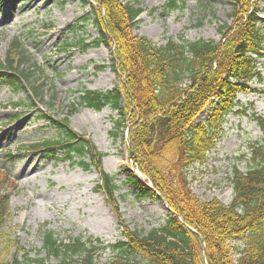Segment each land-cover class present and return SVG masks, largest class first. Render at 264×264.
I'll list each match as a JSON object with an SVG mask.
<instances>
[{
    "label": "trees",
    "instance_id": "trees-1",
    "mask_svg": "<svg viewBox=\"0 0 264 264\" xmlns=\"http://www.w3.org/2000/svg\"><path fill=\"white\" fill-rule=\"evenodd\" d=\"M226 1L233 8L232 23L218 28L219 42L168 38L164 45H156L132 34L140 8L122 0H89L91 14L83 25H90L97 37L89 42L77 37L64 44L84 50L114 46L112 66L119 85L106 92L83 91L77 105L95 112L109 107L119 115L115 129L120 135L127 132L128 160L147 179L125 169L124 182L139 199L160 201L169 209L163 225L144 234L121 226V240L109 246L116 255L109 264H135L137 258L146 264H264V146L252 148L249 169L234 171L229 205L217 199L199 201L187 182L188 170L204 165L220 141L226 117L244 112L234 111L236 96L259 92L252 84L262 79L255 61L264 57V18L255 8L256 0ZM180 3L170 0L166 10L177 9ZM27 62L22 42L14 40L0 60V85L24 94L26 109H32L30 99L41 100L43 95L42 86L31 83L34 68ZM206 108V119L195 123ZM39 117L57 130L56 137L19 151L39 152L82 170L93 167L100 178L96 191L104 192L118 214L119 186L101 170L103 156L68 128V117L59 122ZM255 121L264 135V121L259 117ZM8 205L0 186V227ZM39 235L37 257L18 248L10 264H100L96 253L106 247L91 236L59 241L45 228ZM236 240L242 241V248L229 245Z\"/></svg>",
    "mask_w": 264,
    "mask_h": 264
},
{
    "label": "rangeland",
    "instance_id": "rangeland-1",
    "mask_svg": "<svg viewBox=\"0 0 264 264\" xmlns=\"http://www.w3.org/2000/svg\"><path fill=\"white\" fill-rule=\"evenodd\" d=\"M122 2L142 10L132 34L156 45H164L168 38L219 42L218 28L232 23L233 8L226 0H181L173 10H166L170 0ZM255 4L264 18V0ZM0 8V60L6 57L11 43L20 40L27 52L25 65L34 68L31 83L42 86L43 95L41 100L30 99L33 107L26 109L24 94L0 85V186L9 199L7 216L0 227V264H10L18 248L36 258L41 248V228L52 231L59 241L78 236L99 239L106 247L97 251L96 260L112 263L116 255L109 246L121 240V226L144 234L160 228L167 214L163 202L139 199L135 189L124 182V171L131 170L132 164L127 154V133L120 135L115 129L119 115L109 107L95 112L77 105L83 91L106 92L119 85L112 66L114 46L87 50L64 46L76 42L77 37L86 42L97 37L90 25H83L91 14L89 0H0ZM255 65L262 79L252 87L259 92L236 96L234 111L244 112L226 117L221 139L207 155L206 163L188 170L189 188L199 201L217 199L229 205L234 171L244 173L249 169L252 148L264 146V135L255 121L257 117L264 121V57ZM70 111L75 112L69 115ZM208 113L206 108L195 123L204 121ZM39 116L56 122L68 117V128L103 156L101 170L114 177L119 186L115 195L119 215L104 192L96 191L100 178L93 167L82 170L39 152L19 151L56 137L57 130ZM229 245L243 247L240 240ZM232 258L236 260L237 256ZM134 262L146 264L139 258Z\"/></svg>",
    "mask_w": 264,
    "mask_h": 264
},
{
    "label": "water",
    "instance_id": "water-1",
    "mask_svg": "<svg viewBox=\"0 0 264 264\" xmlns=\"http://www.w3.org/2000/svg\"><path fill=\"white\" fill-rule=\"evenodd\" d=\"M135 174H136V176L138 177V178H143L141 175H140V173H138L137 171H133ZM167 209V211H169V209L168 208H166Z\"/></svg>",
    "mask_w": 264,
    "mask_h": 264
}]
</instances>
